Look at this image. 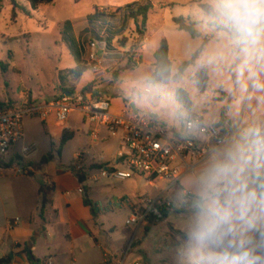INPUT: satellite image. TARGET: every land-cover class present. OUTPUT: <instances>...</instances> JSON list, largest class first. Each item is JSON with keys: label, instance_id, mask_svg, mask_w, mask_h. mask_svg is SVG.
Here are the masks:
<instances>
[{"label": "rangeland", "instance_id": "obj_1", "mask_svg": "<svg viewBox=\"0 0 264 264\" xmlns=\"http://www.w3.org/2000/svg\"><path fill=\"white\" fill-rule=\"evenodd\" d=\"M17 1L25 8L28 6L27 0ZM129 1L113 0L120 4ZM92 3L54 0L52 4L41 6L37 11L29 9L32 18L18 11L17 19L13 20L10 0H0V103L20 107L31 97L34 104L44 105L58 100L64 92L88 88L94 96L108 100L115 109L123 101H132L138 110L157 115L168 127L178 129L193 116L203 119L210 126L220 119L221 111L227 109L230 102L240 103L247 97L257 69L264 62L251 59L245 64L244 57L242 67L235 74L241 53L231 46L228 33L219 32L212 26L218 24L216 19L206 15L200 8V4L213 7L212 0L145 1L143 4H151L152 10L148 16L145 38L138 50L136 45L139 36L136 32L129 31L133 21L125 8L119 9L117 13L108 11L109 8L103 4L102 11L99 8L97 13ZM174 18H184L196 23L199 36L192 38L179 31L173 23ZM206 37H219V43H209L196 66L189 68L180 82H171L164 87L148 84L155 70L153 52L162 40H166L169 45L172 75L175 76L180 65L190 60L201 48ZM109 38L113 40V51L106 47ZM123 39L128 41L125 48H121L120 44ZM91 43L98 45V51H104L101 54L103 68L98 72L94 71L89 59ZM144 45L148 49L143 52ZM126 53H130L131 57L134 55L133 62L138 61L139 65L129 64L128 60L121 61ZM202 67L209 70L208 89L204 94L197 91L194 83V76ZM75 71L82 75L78 77ZM146 89L151 93L145 94ZM180 91L190 99V109L177 101L176 95ZM221 91L227 98L221 100ZM81 119L79 114L71 116L68 127L77 134L63 148L59 159L58 137L61 130L56 126L55 115H51L46 122L37 117H25V137L16 151L21 153L23 148L29 147L32 150L25 155L26 158L19 156L18 161L13 163L22 168H27V162L39 167L43 158L51 153L54 160L61 162L66 168L72 164L75 165L73 167H82V170L75 171L87 178L83 183L87 191L86 199L93 205L102 203L105 209L97 228L99 234L96 235L102 246L98 250L99 259L103 260L105 253L108 261L119 255V264H191L186 237L170 231L173 228L185 234L192 201L182 208L181 203L182 192L189 191L188 187L180 182L162 195L181 209L167 215L165 220L149 222L136 233V227L126 225L132 208L123 204V200L128 199L132 205H137L144 197L155 199L168 184L159 182L157 188H154L147 181L139 183L135 178L94 182V175L90 171L95 167L86 158L95 160L105 169L106 164L116 162L118 144L114 139H107L91 149L90 127ZM234 140L238 139L235 137L231 141ZM84 151L89 155L82 161H77L76 154ZM101 157H104L102 162ZM101 168H98L97 174ZM14 176L6 174L0 178V191H7L5 205L8 208L13 195L5 184ZM31 178L38 184L42 183L39 175ZM32 185L31 182L30 186L25 185L30 191V204L34 198ZM112 227L115 228L114 231H110Z\"/></svg>", "mask_w": 264, "mask_h": 264}, {"label": "built area", "instance_id": "obj_2", "mask_svg": "<svg viewBox=\"0 0 264 264\" xmlns=\"http://www.w3.org/2000/svg\"><path fill=\"white\" fill-rule=\"evenodd\" d=\"M97 48L96 43H91L89 59L95 72L103 68V52L99 53ZM136 65H139L138 61ZM150 93V90H145V94ZM28 102L29 99L20 107H14L10 103L0 107V173H32L31 168H22L12 161L17 155L16 147L25 137V117H37L46 122L54 114L58 127L65 131L68 130L67 124L71 116L81 115V121L90 127L93 143L114 139L118 144L116 162L106 164L105 169L101 168L98 174H94V182L139 178L146 180L154 188H157L159 182L168 184L167 190L181 182L186 170H194L206 155L231 138L226 127L208 126L199 117L188 118L185 124L176 129L168 127L154 114L138 110L130 103H125L119 112H114L112 104L108 100L94 98L91 89L86 93L65 92L58 100L44 105H29ZM31 150L32 147L23 148L19 156L25 158ZM88 155V152L78 154L77 161H82ZM75 170L80 171L82 167H75ZM79 192L83 194L84 190L79 189ZM192 199L191 192L183 191V205L190 203ZM123 204L132 208L126 225L138 228L151 221L160 222L166 215L181 209L162 195L155 199L144 197L137 205H132L125 199Z\"/></svg>", "mask_w": 264, "mask_h": 264}, {"label": "clouds", "instance_id": "obj_3", "mask_svg": "<svg viewBox=\"0 0 264 264\" xmlns=\"http://www.w3.org/2000/svg\"><path fill=\"white\" fill-rule=\"evenodd\" d=\"M212 3L216 22L228 30L245 64L264 60V0ZM262 176L264 127H256L181 178L194 194L185 229L191 264H264Z\"/></svg>", "mask_w": 264, "mask_h": 264}, {"label": "crops", "instance_id": "obj_4", "mask_svg": "<svg viewBox=\"0 0 264 264\" xmlns=\"http://www.w3.org/2000/svg\"><path fill=\"white\" fill-rule=\"evenodd\" d=\"M84 1L93 2L92 5L95 11L99 8L100 10L103 9L101 6L104 4L109 8L108 11L117 12L128 5L135 3L143 4L149 0H130L127 3L125 2L126 4L116 3L113 0H105L104 2H101V0ZM128 29L129 31L136 32L134 22L133 26H130ZM209 43H219V37H212ZM159 46L153 52V59ZM147 49V45H144L143 52ZM102 52L104 51H99V53ZM243 58L244 56L242 55L239 65L235 69V74L242 67ZM153 64H155V59ZM238 90L239 87L237 88ZM221 92L222 94L224 93L223 91ZM225 98H227V95L225 97L222 96L221 100ZM124 104L125 101L118 108L115 109L113 107V111L119 112ZM130 104L137 108L134 102L131 101ZM225 110L228 120L225 127L231 135L228 142L235 137L238 140L241 139L251 129L264 127V62L257 69L247 97L243 98L240 103L230 102ZM156 117L158 116L156 115ZM218 122L219 120L212 125ZM56 126L58 127L57 123ZM68 130L72 129L68 127ZM62 133L63 131L61 130L58 137L59 144ZM97 144L91 140L90 148L92 149ZM213 152L211 151L206 155L202 163L197 165L194 170H186L183 177L203 168ZM15 153L21 155L22 151L20 153V151L15 150ZM86 160L92 162L95 167L90 171V174H96L99 164L92 159L86 158ZM100 161H104V157H101ZM73 166L75 165L72 164L66 168L61 162H56L55 160L46 164L41 162L39 167H35L32 163L27 162L26 167L32 169V173L29 175L12 174L9 172L0 173V178L5 177L6 174L15 175L10 181L7 180L5 184V187L11 189L13 195L9 208L5 205V201L8 199V196H6L7 191H0V260L11 257L13 264H30L27 255V252L30 251L41 264H48L49 262L51 264H119L117 260L119 255L115 256L111 261L105 259L108 257L105 253L103 254V260L98 258V250L102 249V246L98 243L96 235L99 234L97 228L100 216L105 214V209L102 203L96 204L94 205L96 212L94 214L92 207L85 204L87 191L80 184L78 176L71 170ZM37 175L42 177L41 184L34 182L31 178ZM135 179L139 183L146 181L139 178ZM30 182L33 184L34 196L31 204L29 200L30 191L28 188H25V185L26 187L30 186ZM41 188L49 190L45 197V203L43 200L44 196L40 194ZM79 189H83L84 193L81 194ZM187 189L193 194L190 188ZM168 191L167 187H165L160 195ZM181 204H183V201ZM183 206L185 204L181 208ZM136 228V233H138L143 227ZM114 229L112 227L110 231H114ZM33 237H36V241L33 245H30Z\"/></svg>", "mask_w": 264, "mask_h": 264}, {"label": "trees", "instance_id": "obj_5", "mask_svg": "<svg viewBox=\"0 0 264 264\" xmlns=\"http://www.w3.org/2000/svg\"><path fill=\"white\" fill-rule=\"evenodd\" d=\"M53 1L54 0H27L28 6L25 8L24 6L20 5L17 0H10L11 6H12V19L13 20L17 19V12L18 11L23 13L28 18H32V14H31L30 10L37 11L41 6L50 5L53 3ZM74 1H75V3L79 4V3L83 2L84 0H74ZM200 8L202 9V11L206 15H208L212 18H215L212 6L207 5V4H200ZM151 10H152V5L149 3L148 4L135 3V4L128 5L127 7H125V11L128 13L129 18L134 22L135 27H136V33L139 36V42L136 45V50L141 48V42L145 38L146 25H147L148 16H149V13ZM96 12L99 13L98 10H96ZM118 12L119 11H117V13ZM173 23L175 24L176 28L179 31L187 33L190 37L196 38L199 36L198 31L196 30V27H197L196 23H193L192 21L186 20L184 18H174ZM212 26L214 28H216L217 31H219V32L223 31V32H226L230 35V33L228 32L227 29L222 28L218 24L215 23ZM211 39L212 38H210V37H206L203 40V44H202L201 48L196 53L193 54V56L191 57L190 60L183 62L180 65V67L178 68V72L175 76L172 75V61H171L170 55H169L170 54L169 45H168L166 40H162L158 50L154 54L155 70H154V73L152 74V76L150 77V79L148 80V84L150 86H153V87H164V86L169 85L171 82H180L183 79L186 71L189 68L196 66L198 60L200 59L201 55L205 51V49H206L207 45L209 44V42L211 41ZM127 42L128 41L126 39H123L122 41H120L121 48H125L127 45ZM112 46H113V40H112V38H109L106 41V47H108V49L110 51H113L114 49H112L113 48ZM115 53H117V52H115ZM122 60H128L129 64L136 66V63L133 62L134 55L131 57L130 53H126L125 56L122 57L121 61ZM75 74H77L78 77L82 75L79 71H75ZM115 78H117V75L115 76ZM194 83H195V87L199 93L204 94L207 91L208 84H209V70L207 67H202L200 70L197 71V73L194 76ZM87 91H88V88H84L82 90L83 93H86ZM223 96L225 97L226 95L223 93ZM94 98L100 99V97L98 95L94 96ZM176 99L185 108H187V109L191 108V101L184 92H181V91L178 92L176 95ZM33 103H34V101L30 97L28 104L31 105ZM2 106H5V104L0 103V107H2ZM226 115H227L226 110L223 109L221 111L219 122L217 124H215V126L225 127V124L228 123ZM75 135H76V133L73 130L63 131L62 137L60 140L59 150L57 153L59 158H61L63 148L69 142L74 140ZM18 158H19V155H15V157H13L12 161L16 162V161H18ZM52 160H54L53 154L48 153L47 156L43 158L42 163L46 164ZM97 168H101V167L98 166ZM71 170L78 176L80 184L83 185L86 178L82 175H79L75 171L74 167L71 168ZM259 179H264V176L260 177ZM48 192H49L48 189H43V188L40 189V194L44 196V199H43L44 203L46 201L45 197H46ZM85 204L88 206H91L93 213L94 214L96 213L94 205L89 199H86ZM166 218H167V215L165 216V219ZM146 231L147 232L149 231V229L147 227H146ZM170 231L175 235H178L181 237H186V235L184 233H182L181 231L175 230L173 228H171ZM256 235H257V237H259L258 233ZM35 241H36V237H33L30 245H33L35 243ZM27 255H28V259H29L30 264H41L40 261L38 259H36L30 251L27 252ZM0 264H13V259L11 257L6 258V259H2V260H0Z\"/></svg>", "mask_w": 264, "mask_h": 264}]
</instances>
